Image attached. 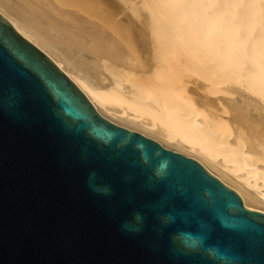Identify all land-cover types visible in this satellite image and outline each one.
Instances as JSON below:
<instances>
[{
  "label": "water",
  "instance_id": "water-1",
  "mask_svg": "<svg viewBox=\"0 0 264 264\" xmlns=\"http://www.w3.org/2000/svg\"><path fill=\"white\" fill-rule=\"evenodd\" d=\"M0 264H264V210L102 117L0 15Z\"/></svg>",
  "mask_w": 264,
  "mask_h": 264
},
{
  "label": "bare ground",
  "instance_id": "bare-ground-1",
  "mask_svg": "<svg viewBox=\"0 0 264 264\" xmlns=\"http://www.w3.org/2000/svg\"><path fill=\"white\" fill-rule=\"evenodd\" d=\"M0 15L102 117L264 210V0H0Z\"/></svg>",
  "mask_w": 264,
  "mask_h": 264
},
{
  "label": "rangeland",
  "instance_id": "rangeland-1",
  "mask_svg": "<svg viewBox=\"0 0 264 264\" xmlns=\"http://www.w3.org/2000/svg\"><path fill=\"white\" fill-rule=\"evenodd\" d=\"M90 27H93L92 25H89L88 28L90 29ZM190 87H192V85H190Z\"/></svg>",
  "mask_w": 264,
  "mask_h": 264
}]
</instances>
